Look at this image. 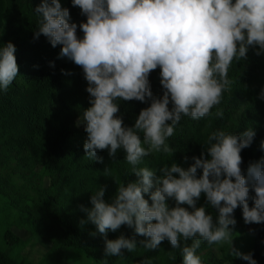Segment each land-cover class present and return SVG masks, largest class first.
I'll return each instance as SVG.
<instances>
[{
    "label": "clouds",
    "instance_id": "obj_1",
    "mask_svg": "<svg viewBox=\"0 0 264 264\" xmlns=\"http://www.w3.org/2000/svg\"><path fill=\"white\" fill-rule=\"evenodd\" d=\"M72 5L85 21L73 22L61 0H41L35 10L40 17L35 38L44 35L53 47L61 45L59 56L83 70L89 93L82 115L87 158L102 163L98 151L108 150L115 159L122 149L137 177L125 183L116 180L119 187L111 201L102 186L92 193L90 209L81 206L87 221L105 238L107 256L136 250L135 238H107L109 231L127 225L145 237L139 244L146 249L156 250L167 239L173 249H181L182 264H203L197 254L202 240L227 244L233 257L257 264L251 252L235 248L230 227L237 223L234 211L241 206L246 224L264 223V158L250 163L247 175L241 167V151L256 135L253 128L240 134L208 132L206 151L192 157L194 163L187 168L165 164L158 176L149 167L137 166L153 154L174 156L167 140L182 117L211 115L232 84L233 63L247 61L250 48L257 55L264 52V0H72ZM158 67L162 96H154L149 79ZM18 74L15 44H0V92H6ZM259 98L264 99V90ZM132 100L150 105L140 111L134 126H126L118 115V101ZM223 114L222 109L216 112L218 117ZM104 172L112 176L109 168ZM202 194L215 209V219L206 206H197Z\"/></svg>",
    "mask_w": 264,
    "mask_h": 264
},
{
    "label": "trees",
    "instance_id": "obj_2",
    "mask_svg": "<svg viewBox=\"0 0 264 264\" xmlns=\"http://www.w3.org/2000/svg\"><path fill=\"white\" fill-rule=\"evenodd\" d=\"M40 3L41 0H0V44L8 41L15 44L19 65L13 83L6 92H0V207L7 204L14 210L31 235L49 245L51 256L78 252L79 257L97 264H142L146 260L151 264H182L181 249H173L167 239L156 250L146 249L139 244L145 237L136 235L134 228L127 225L116 232L109 231L107 238L116 239L121 234L135 238L136 250H125L122 257L107 256L105 238L97 232L96 225L87 221L88 213L81 206L92 207V193L106 186L105 199L111 201L119 187L117 181L125 183L137 177L131 174L132 166L125 160L122 149L115 159L108 150L98 151L102 163L87 158L84 149L87 133L82 124L84 107L89 106L87 81L82 68L59 56L61 45L53 47L44 35L35 38L40 20L35 10ZM61 4L70 10L73 22L86 20L81 10L73 7L72 0H61ZM78 35L83 36L79 29ZM61 69L69 74H63ZM229 78L232 84L211 115L199 120L184 116L175 126L174 135L167 140L174 156L153 154L144 157L137 167H149L158 176L163 174L165 164L177 162L187 168L194 163L192 157L206 151L203 143L208 132L224 130L240 134L253 128L256 135L252 144L241 151V167L247 175L249 164L264 158V99L259 98L264 90V52L257 55L256 49L250 48L247 61L234 62L230 67ZM149 79L154 96H162L159 67ZM118 103V115L126 126H134L140 111L150 105V101L136 100ZM221 109L223 116H216ZM209 123L211 127L206 132ZM138 134L143 140V132ZM106 167L115 178L106 176ZM198 175H202V169ZM253 197L254 191H250V206L254 205ZM145 198L150 200L149 194ZM168 203L175 206L174 200ZM197 206H206L216 218L217 213L207 205L204 194ZM234 217L237 223L230 227L238 250L251 252L257 264H264V223L246 224L242 206L234 211ZM82 220L87 222L81 225ZM2 238L0 264H30L7 250L24 244L20 236L8 227ZM184 243L181 239L182 246ZM187 243L190 245L192 240ZM218 248L220 245L201 241L197 254L203 264H250L228 253L219 255Z\"/></svg>",
    "mask_w": 264,
    "mask_h": 264
},
{
    "label": "rangeland",
    "instance_id": "obj_3",
    "mask_svg": "<svg viewBox=\"0 0 264 264\" xmlns=\"http://www.w3.org/2000/svg\"><path fill=\"white\" fill-rule=\"evenodd\" d=\"M4 209H9L4 211ZM0 247H4V241L2 238V233L4 229L10 227L18 236L24 240V244L17 249L7 250L11 253L12 256L19 258H25L26 261L30 264H97L95 261L79 257V254L72 253L67 254L63 253L57 256H51L48 252L49 245L38 237L31 235V232L28 228L24 227L22 221L20 220L18 214L10 208L7 204H2L0 207ZM235 248L239 249L238 243L233 240ZM219 255L223 253H228L231 255L229 245L224 244L220 245V248L216 251ZM48 258V260H47ZM44 263V261H46Z\"/></svg>",
    "mask_w": 264,
    "mask_h": 264
}]
</instances>
